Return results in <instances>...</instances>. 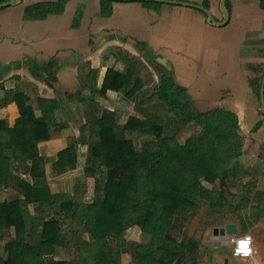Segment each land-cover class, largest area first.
<instances>
[{
    "label": "crops",
    "instance_id": "crops-1",
    "mask_svg": "<svg viewBox=\"0 0 264 264\" xmlns=\"http://www.w3.org/2000/svg\"><path fill=\"white\" fill-rule=\"evenodd\" d=\"M183 1L204 6V0ZM223 1H209L206 8L210 17L202 9L176 0H111L106 12L103 0H0L13 2L0 8V87L27 96L36 116L49 122L52 138L39 143L40 155L54 158L84 138L88 141L78 142L77 148L87 157L90 144L99 141L93 131L106 110L115 113L121 126L130 117L144 120L145 113H154L172 130L178 118L174 110L157 100L139 105V99L152 95L162 76L169 74L186 89L195 110L225 108L238 116L245 143L242 163L248 172L231 175L229 188L264 189V114L260 90L258 94V84L264 78V7L262 0H226L230 18L223 25ZM110 68L123 73L133 68L134 79L142 82L132 97L136 100L128 96L129 87L102 95ZM19 117L17 103L11 102L7 114L0 113V125L14 127ZM196 130L194 123L185 126L179 131V141L184 144ZM124 135L133 141L137 152H142L143 143L153 138L138 129L125 130ZM140 138L138 144L136 140ZM54 163L50 160L44 166L48 180L53 176ZM18 175L29 183L34 181L30 174L20 171ZM108 176L117 181L120 168L109 169ZM50 190L60 192V183L50 182ZM23 198L18 189L0 184V202ZM36 205H29L32 215H36ZM188 212L175 215L167 233L170 239L185 240ZM228 223H236L239 232L237 221ZM71 224L68 220V226ZM213 229L208 240L213 238ZM41 232L42 229L30 239L31 244H40ZM63 235L70 243L41 252L55 260L76 259L80 253L74 243L81 238L93 241L86 233L69 238L65 231ZM15 236L13 226L0 228V264L7 260V245ZM126 237L128 248L131 240L136 242L146 236L134 226ZM216 248L206 256L205 263L218 264L229 259L227 264H239L231 255V248L228 253L220 251L223 247ZM256 259L264 264L261 255Z\"/></svg>",
    "mask_w": 264,
    "mask_h": 264
},
{
    "label": "trees",
    "instance_id": "trees-1",
    "mask_svg": "<svg viewBox=\"0 0 264 264\" xmlns=\"http://www.w3.org/2000/svg\"><path fill=\"white\" fill-rule=\"evenodd\" d=\"M109 2L103 0L104 12L109 10ZM203 5L208 8L209 1L204 0ZM132 70L123 73L108 69L102 95L129 87L128 96L136 100L132 97L142 82L134 79ZM154 100L177 113L175 129L154 113H145L144 120L130 117L121 126L115 113L106 110L93 131L99 141L90 144L87 157L77 148L78 142L88 141L82 138L49 159L40 155L38 146L52 138L47 119L36 116L27 96L0 87L1 115L7 114L11 102H16L20 111L14 127L0 125V184L16 188L25 196L0 202V228L13 226L16 230L3 264H123L126 234L134 226L149 238L148 244L136 248L143 264L184 263L189 251L196 252L195 241L176 242L168 237V229L180 211L195 214L203 202L212 210L223 209L230 202L231 175L248 172L242 163L244 137L234 112L225 108L210 112L193 109L186 89L169 74L162 76L152 95L139 99V105ZM193 123L198 130L182 144L179 131ZM137 129L153 136L143 143L142 152H137L133 141L124 135L125 130ZM50 160L55 163L48 180L44 166ZM115 167L120 168L117 181L108 176V170ZM20 171L30 174L33 183L21 178ZM50 182L60 183L61 191L52 193ZM245 191L235 207L242 213L241 219L248 220V229L252 226L247 214L252 189ZM30 204H37L36 215L30 213ZM251 209L256 213L261 210L255 205ZM68 220L72 223L69 226ZM41 229L43 240L31 244L30 239ZM65 231L69 238L86 233L93 241L81 238L74 243L80 253L76 259L55 260L41 252L70 243L63 235Z\"/></svg>",
    "mask_w": 264,
    "mask_h": 264
},
{
    "label": "rangeland",
    "instance_id": "rangeland-1",
    "mask_svg": "<svg viewBox=\"0 0 264 264\" xmlns=\"http://www.w3.org/2000/svg\"><path fill=\"white\" fill-rule=\"evenodd\" d=\"M160 105H162V103ZM193 109L195 108L193 107ZM173 124L175 125V122H173ZM141 141L142 138L136 140L138 144H140ZM229 191L230 202L223 209L212 210L208 203L203 202V206L197 213L193 214L192 211L188 210L189 216H187V219H189V226L185 231V240L187 242L193 240L198 245L195 247V253H190L189 251L186 261L184 263L180 261L178 264H202L203 262L204 264H207L205 263L206 256L212 255L215 251L214 249H217L214 242L212 240H208L207 237L209 236L210 239V236H212V229L215 226L218 227L223 224L226 226L228 221H237L240 225L239 232L251 233L253 235L256 245L260 247L261 257L264 258V189H252L250 193L251 205L247 210V214L249 215V220L252 223V226L247 227L248 229H245V226L248 224V220L244 217L241 219L242 213L237 211L235 207L246 191L245 189H230ZM252 205L258 206L261 210L256 213L251 209ZM131 236L132 234H130V239ZM131 242L130 247L124 248L123 250L124 252L126 251V253H124L123 264H143L137 257L136 248L138 245L148 244L149 239L147 237H140L136 242L134 240H131ZM220 251L228 253L229 248L223 247ZM231 255H233L232 251ZM238 262L239 264H243V260H239ZM218 264H225V262H219Z\"/></svg>",
    "mask_w": 264,
    "mask_h": 264
},
{
    "label": "built area",
    "instance_id": "built-area-1",
    "mask_svg": "<svg viewBox=\"0 0 264 264\" xmlns=\"http://www.w3.org/2000/svg\"><path fill=\"white\" fill-rule=\"evenodd\" d=\"M245 237H250L251 242L249 244L250 251L248 253H237L236 249L238 244L234 241H239ZM212 241L214 242L216 247H224L227 246L225 243L230 245L229 248L233 251V256L235 259L243 260V262H249V264H261L257 261V257L261 255L260 247L256 245V241L251 233H232V234H224V235H213Z\"/></svg>",
    "mask_w": 264,
    "mask_h": 264
},
{
    "label": "water",
    "instance_id": "water-1",
    "mask_svg": "<svg viewBox=\"0 0 264 264\" xmlns=\"http://www.w3.org/2000/svg\"><path fill=\"white\" fill-rule=\"evenodd\" d=\"M164 1H166V0H164ZM225 1H223V3H222V9L225 12V19H226L223 23H221L223 25L225 23H227L229 21V18H230V13L227 11V9L225 7ZM12 3L13 2L0 3V8L5 7V6H9ZM180 3L183 4V5L192 6V7H196V8L202 9L210 17H212L211 14H210V10L207 9L206 7H204V6H201V5H198V4H194V3H189V2H186V1H180ZM260 101H261V112L264 114V78H263V81H262V84H261V88H260ZM237 232H238V227H237L236 223H228L225 227H215L213 229V233H214L215 236H218L219 234L220 235H224V234H232V233H237ZM225 245L230 247V245L228 243H225ZM234 261L238 262L237 259H234ZM228 262H229V259H226L225 263L227 264Z\"/></svg>",
    "mask_w": 264,
    "mask_h": 264
},
{
    "label": "clouds",
    "instance_id": "clouds-1",
    "mask_svg": "<svg viewBox=\"0 0 264 264\" xmlns=\"http://www.w3.org/2000/svg\"><path fill=\"white\" fill-rule=\"evenodd\" d=\"M238 244V247L236 249L237 253H248L250 251L249 244L251 242L250 237H245L243 239H240L239 241H234Z\"/></svg>",
    "mask_w": 264,
    "mask_h": 264
}]
</instances>
